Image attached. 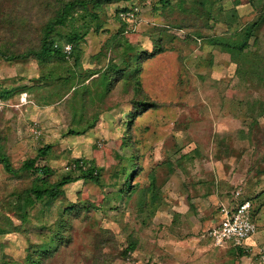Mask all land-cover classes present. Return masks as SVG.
<instances>
[{"label":"rangeland","instance_id":"rangeland-1","mask_svg":"<svg viewBox=\"0 0 264 264\" xmlns=\"http://www.w3.org/2000/svg\"><path fill=\"white\" fill-rule=\"evenodd\" d=\"M206 1L213 5L171 0V7L164 10L160 0H145L137 16L126 18L138 34L134 45L148 53L154 50L150 34L155 26L169 24L179 29L166 34L165 53L145 62L141 75L145 97H135L120 82L108 98L98 97L106 98L100 109L97 103L100 119L85 135L67 136L73 113L65 103L57 106L58 112L53 111L56 105L38 109L35 100L36 107L22 113L17 111L23 106L19 98L10 102L8 118L6 113L0 117V133L7 136L15 168L45 146H52L53 152L40 163L57 171L56 180L70 175L72 159L96 160L102 169L109 162L101 173L102 187L80 180L65 187L66 200L40 203L31 213L26 230L37 243L36 235L47 234L69 204L86 194L96 200L102 194L112 197L104 211L91 213V222H73L74 229L67 234L73 237L72 244H59L49 264H264L259 254L264 247V209L257 222L260 244L254 243L263 245L258 252L250 251L236 260L230 253L232 246L218 248L209 236L222 221L219 208L230 205L236 191H241V198L261 197L260 203L264 202V30L261 46L250 47L241 58L208 43L215 37L236 40L261 12L251 4L235 7L233 0ZM45 2L0 0V11L7 19V24H0V45L14 46L18 53L37 46L41 21L53 13L48 8L40 12L37 4ZM116 8L109 7L86 37L82 47L88 67L100 69L116 56L111 52L113 38L121 30ZM230 11H236L237 17L231 19ZM21 18L27 25L16 35L11 25L22 27ZM62 30L68 33L72 27ZM194 37L199 41L193 42ZM101 54L100 62L90 64L92 57L98 59ZM115 58L117 63L123 60ZM39 75L33 60L8 62L0 56V98L10 87L20 95L21 87L33 86ZM140 100L155 106L147 107L131 132L145 168L136 182L141 188L148 187L147 176L155 172L163 193L161 202L150 203L149 219L137 212L138 196L130 205L113 196L117 179L113 178L112 156L128 131V115ZM103 150L107 151L104 157ZM17 184L0 166V212L7 213L4 196ZM12 220L20 225L14 216ZM126 230L139 234L142 245L127 259L120 256L128 246ZM1 241L11 245L9 253L16 259L23 257L28 245V238L18 234Z\"/></svg>","mask_w":264,"mask_h":264},{"label":"trees","instance_id":"trees-1","mask_svg":"<svg viewBox=\"0 0 264 264\" xmlns=\"http://www.w3.org/2000/svg\"><path fill=\"white\" fill-rule=\"evenodd\" d=\"M144 2L145 0H46L45 3H38L37 7L41 9L40 12L47 8L53 10L50 17L46 16L41 21L38 45L19 53L14 50V46L7 49L5 45H0V56L6 61L33 60L40 69V75L35 79V84L21 87L18 94L30 92L37 105L41 107L56 105V108L53 107L55 108L53 111H58L60 108L57 106L65 103L73 113V126L66 133L67 136H83L95 128L101 116L100 105L104 104L106 98L120 82L125 90H132L135 97H143L141 75L145 62L165 53L167 50L165 47L166 34L179 29L169 24H164L161 27L155 26L154 31L150 34L154 50L151 53L139 50V47L133 43L138 34L122 15L134 14L137 16L139 6ZM200 3L213 5V3H207L206 0H200ZM233 3L235 7L251 4L261 12V15L255 22L247 25L241 34L237 35V41L225 36L211 38L208 43L241 58L245 57L244 54L250 47L261 46L260 34L264 30V0H233ZM160 5L165 10L171 7V0H160ZM113 6L117 7L116 17L121 23V30L113 38L111 52L117 58L123 57V60L121 63H117L115 57L110 58L107 65L100 69H93L91 65L88 67L85 63V52L82 46L94 25L99 23L101 16L109 7ZM155 9L157 10V8ZM2 12L0 11V24L3 25L7 24V19ZM236 13V11H230L229 17L236 18ZM20 21H23V26H20L19 29L15 27L14 23L11 25L12 28H15L16 35H20L19 33L27 25L24 18H21ZM75 23L81 24L78 26ZM66 27H72V30L66 33L62 30ZM28 31H30L29 28ZM129 39H133L132 42ZM193 39V42L199 41L197 37ZM67 46L72 47L70 54L66 53ZM103 56V54L99 55L98 59L97 56L92 57L90 64H97V61L100 62V58ZM15 93L16 91L2 93L0 99L11 102L9 100L15 96ZM98 97L106 98L99 99ZM97 103L99 104L98 110ZM148 106L155 105L145 100L135 103L133 111L128 115V131L120 141L119 150L115 156H112L111 166L114 167L113 178L117 179L113 185L116 188L113 192L114 198L116 201H124L126 205H130L133 198L138 196L137 212L146 219H149L150 203L154 205L163 199L162 186H159L158 176L155 172L147 176L148 187L141 188L140 183L136 182L137 178L144 174L145 168L141 162L140 151L132 141L131 132L135 120L146 111ZM89 115H92V118ZM37 152L36 157L26 160L20 168H15L8 154L7 136L5 133H0V166L14 181H19V184L6 192L2 202L8 209H5L7 213L0 212V240L15 234L28 238V245L24 249L21 259L14 258L9 253L11 245L1 241L0 264H49L58 254L59 244H72L73 237L67 234L74 229L73 222L75 220L91 222L93 220L91 213L104 211L106 204L112 199L111 196L102 194L96 200L93 196L86 194L77 203L69 204L64 209L55 225L47 229V234L36 235L39 242H33L26 226L30 222L31 213L38 204L60 199L66 200L65 187L80 180L86 184L96 183L102 187L101 173L109 164L106 162L102 169L103 164H98L96 160L72 159L69 162L70 175L56 180L57 171L51 165L40 163L51 156L53 147L45 146ZM100 152L103 157L107 153L106 150ZM74 174L78 177H74ZM230 199L231 207L240 205L234 195L230 196ZM244 199L251 203V219L253 223H257L259 215L264 209V202L260 203L261 197ZM219 213H221L220 208ZM12 216L20 221V225L12 220ZM125 234L128 246L122 249L120 256L127 259L130 254L138 252L142 245L139 234H134L130 230H126ZM230 253L236 260L249 255L243 247H233Z\"/></svg>","mask_w":264,"mask_h":264},{"label":"built area","instance_id":"built-area-1","mask_svg":"<svg viewBox=\"0 0 264 264\" xmlns=\"http://www.w3.org/2000/svg\"><path fill=\"white\" fill-rule=\"evenodd\" d=\"M126 20L128 17L134 18L135 15H122ZM66 53L70 54L71 46L66 47ZM20 104L26 105L29 103V95L23 93ZM10 102L0 99V116L7 111L11 106ZM34 134L39 135L37 131ZM240 196V192L236 193V197ZM223 219L217 228L210 231L209 236L215 240L217 247L233 244L235 247L245 248V242L251 239L257 233V226L251 220V203L244 202L235 207L223 205L221 209ZM224 246V247H225ZM260 260L264 263V247L260 251Z\"/></svg>","mask_w":264,"mask_h":264},{"label":"crops","instance_id":"crops-1","mask_svg":"<svg viewBox=\"0 0 264 264\" xmlns=\"http://www.w3.org/2000/svg\"><path fill=\"white\" fill-rule=\"evenodd\" d=\"M25 86H29V84L28 83H26V85ZM24 85L22 86V87H25ZM8 91H16V90H14L13 89V87H10V88H8L7 89V91L6 92H8ZM3 92V91H2ZM3 93H5V92H3ZM23 93H27L28 95H29V103L28 104H26V105H23V106H21V107H19L18 108V110L17 111H24L26 108L28 109V108H31V107H36V105H35V102H34V99H33V97H31V93L30 92H22V93H20V95H15L12 99H10L9 101H11V103H14V101L15 102H17L18 101V99L20 98V96L23 94ZM17 105H19V103L17 104ZM38 106V105H37ZM38 109H40L41 110V108H43V107H41V106H38L37 107ZM11 110H7L5 113H6V116H7V118H8V116H9V112H10ZM12 111H13V109H12ZM23 113V112H22ZM41 117L42 116H44L43 114L42 115H40ZM39 116V117H40ZM47 116V115H46ZM45 116V117H46ZM31 119H28V120H26V122H29ZM46 120V119H45ZM30 122H32V121H30ZM230 206V205H229ZM222 218L221 219H223V216H221ZM257 235V234H256ZM254 239V240H253ZM252 240H250L248 243H247V245L250 247V248H252L253 250H255L256 252H258L259 251V249L261 248V246H263V245H259V246H256L254 243H256V244H260V238H259V235H257V237H254ZM252 243V244H251ZM255 252V253H256ZM258 264H260V262L258 261L257 262Z\"/></svg>","mask_w":264,"mask_h":264},{"label":"bare ground","instance_id":"bare-ground-1","mask_svg":"<svg viewBox=\"0 0 264 264\" xmlns=\"http://www.w3.org/2000/svg\"><path fill=\"white\" fill-rule=\"evenodd\" d=\"M237 192H240V196H239L238 198L236 197V193H237ZM233 195H234V198H235L236 200H238V202H240V204H242V203H244V202H247V201H245L244 198H241V197H242L241 191H236ZM230 206H231V205H230ZM234 207H235V206H234ZM221 209H222V208H221ZM221 213H222V212H221ZM222 216H223V215H222ZM251 220H252V219H251ZM254 224H255L256 226L258 225L257 223H254ZM257 232H258V227H257ZM256 234H257V233H256ZM256 234H255V235H256ZM255 235H254V236H255ZM254 236H253V237H254ZM253 237H252V238H253ZM246 243H247V242H245V248H244V249H245L247 252H250V251H251V252H254V250L251 249V248H249V247L246 245ZM228 245H229V246H233V247H235V246H234L233 244H231V243L228 244ZM216 247H217V246H216ZM218 248H221V247H218ZM259 254H260V253H259Z\"/></svg>","mask_w":264,"mask_h":264}]
</instances>
